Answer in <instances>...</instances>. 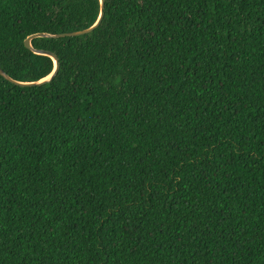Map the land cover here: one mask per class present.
<instances>
[{"label":"trees","instance_id":"obj_1","mask_svg":"<svg viewBox=\"0 0 264 264\" xmlns=\"http://www.w3.org/2000/svg\"><path fill=\"white\" fill-rule=\"evenodd\" d=\"M99 11L0 0V264H264V0Z\"/></svg>","mask_w":264,"mask_h":264},{"label":"water","instance_id":"obj_2","mask_svg":"<svg viewBox=\"0 0 264 264\" xmlns=\"http://www.w3.org/2000/svg\"><path fill=\"white\" fill-rule=\"evenodd\" d=\"M100 1V11H99V15L96 19V21L89 27L87 28H84V29H81V30H76V31H70V32H61V33H56L54 34V36H65V35H76V34H80V33H84V32H87L89 31L90 29H92L100 20L101 16H102V11L101 9L103 8V0H99ZM42 35H50V34H47V33H34V34H31L29 36H27L25 39H24V44L25 46H27L28 48H31V45H30V39L32 37H35V36H42ZM35 52H38V53H44V54H47L49 55L52 59H53V62H54V67L53 69L51 70V72L46 75L45 77L37 80V81H18V80H14L12 79L11 77H9L1 68H0V74L3 75L6 79L10 80L11 82L15 83V84H18V85H30V84H35V83H40V82H44L46 80H49L51 78V76L54 74V72L57 70L58 68V58L56 57V55H54L52 52L50 51H47V50H36L34 49Z\"/></svg>","mask_w":264,"mask_h":264}]
</instances>
